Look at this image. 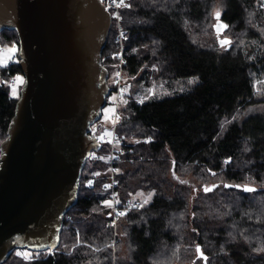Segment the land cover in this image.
<instances>
[{"label": "trees", "instance_id": "trees-1", "mask_svg": "<svg viewBox=\"0 0 264 264\" xmlns=\"http://www.w3.org/2000/svg\"><path fill=\"white\" fill-rule=\"evenodd\" d=\"M262 2L129 0L120 11L126 75L144 79L155 67L156 79L198 77L189 90L131 100L121 110L117 131L132 151L118 162L119 199L139 190L152 196L120 216L114 238L103 204L107 163L88 157L56 249L25 259L16 248L2 264H171L191 261L197 244L208 264H264V95L257 97L253 87V72L264 67ZM217 11L227 24L229 49L217 42ZM116 31L111 19L101 52L108 75ZM8 43L19 50L16 30H0V46ZM18 61L0 65V153L20 96L11 94L10 84L23 75ZM108 151L105 143L93 150ZM94 173L100 175L89 186ZM172 174L191 175L196 183H178ZM210 185L217 187L205 192Z\"/></svg>", "mask_w": 264, "mask_h": 264}, {"label": "water", "instance_id": "water-1", "mask_svg": "<svg viewBox=\"0 0 264 264\" xmlns=\"http://www.w3.org/2000/svg\"><path fill=\"white\" fill-rule=\"evenodd\" d=\"M105 9L101 0H0V30H16L25 78L1 143L0 264L16 248L56 249L81 170L100 148L90 126L109 92L101 64L111 25ZM218 23L227 24H214L221 46L231 38L222 35L227 27L218 33ZM196 258L207 264L201 244Z\"/></svg>", "mask_w": 264, "mask_h": 264}, {"label": "rangeland", "instance_id": "rangeland-1", "mask_svg": "<svg viewBox=\"0 0 264 264\" xmlns=\"http://www.w3.org/2000/svg\"><path fill=\"white\" fill-rule=\"evenodd\" d=\"M262 3H264V0ZM222 35H224V34H222ZM13 47L16 49L15 52L10 51V49ZM115 48H116V50L118 49L117 44H116ZM17 50H18L17 44H13V43L3 44L2 46H0V65L10 64V63H8V60L11 59L13 56H15V61H17L18 60V57L16 55ZM115 54H116V52H115ZM115 59H116V55H115ZM117 67L118 66H117V63L115 61L112 64V70L110 71L109 75H108V71H107L106 82H107V85L109 88V92L106 95V103H105V106L102 108L101 115L95 121V123H96L95 129L97 131L96 134L98 136V141L102 144L104 142H102L99 138L101 137L103 132H109L111 125L113 123L112 121L114 120V113H112V112L105 113L104 109L110 108V107H114V108L116 107L115 103H114V101L116 99L114 101H110V98L116 97L114 90L117 88V86H116V83L114 81L116 78L115 74L117 73ZM152 68H155V67H148V72L146 73V78H144V79L136 78V76H130L129 77L128 75H126V73L123 69L122 79H121L122 86H123V88H125V87L128 88V91L125 94L127 96L131 97L132 100H134L136 97L143 98L145 96H148V98H150L151 96H164V95H172L175 93H181V92H184L186 90L191 89L195 85V83L198 82V77H196V76H191L188 78L174 79V80L156 79L155 76H156L157 71L155 69H152ZM18 76L23 78L22 83H18L16 81L15 78ZM190 80H193L194 82L189 83ZM24 82H25V78H24V75H22V74H17L15 77H13L10 80V84L12 86L11 87V94L13 95V90H15V93H16L15 96H19L21 89L24 85ZM253 87H254V93L257 97H262L264 95V67H262V66H258L257 69L253 72ZM149 89H152L154 91V94L151 96L148 95ZM122 108H123V106L121 107V110H122ZM119 119H121V118H119ZM92 129H93V127H92ZM130 138L133 140H138V139L132 138V136ZM94 152L91 151L88 157H90V158L94 157V156L95 157L96 156L104 157V159L106 160V163H107V156H103L102 154L95 155ZM226 161L228 162V160H226ZM106 172H107V170H106ZM171 177L174 181H176L178 183H182V181H183L182 184L193 185L194 183H196V180L191 175H188L185 177H179V176H177V174H172ZM137 193L142 194V195H138V197L143 202L145 199H148V201H149L151 196H152L151 191L139 190ZM149 193H151L150 198L148 196ZM15 252H16V254L27 252V253H29L28 258L37 254L36 250H30L28 248L27 249L18 248V249H16ZM194 254H195V256L191 261H188V262L187 261L186 262L174 261L171 264H193L192 262L196 258L195 249H194ZM194 264H203L202 259L197 258V260L194 262Z\"/></svg>", "mask_w": 264, "mask_h": 264}, {"label": "built area", "instance_id": "built-area-1", "mask_svg": "<svg viewBox=\"0 0 264 264\" xmlns=\"http://www.w3.org/2000/svg\"><path fill=\"white\" fill-rule=\"evenodd\" d=\"M120 0H115V3H113V0H103V4L107 8V10L110 13V17L115 21L116 25V35H115V41L118 45V49L116 50V63H117V72L120 73L119 77L115 78V81L118 80L116 83L117 88L114 90L116 94V100L115 103V112H114V120H116V117L118 116L121 118V107L130 102L132 99L131 97L127 96L125 93L123 94L122 99L126 100L127 103L121 102V94L120 89L123 88L122 86V72H123V66L125 63V57H124V42L127 39V31L122 25V17H121V9L125 6L117 7L116 5L119 4ZM124 3L129 5V0H124ZM116 14V15H114ZM117 15L119 16V19H117ZM124 33V36H121V33ZM15 61V56H13L11 59L8 60V63H13ZM137 103H140L141 97H136L134 99ZM122 105V106H121ZM120 120V119H119ZM118 121H116L115 124L112 123L111 128L109 132H103V141L105 144L108 145V154H107V178L102 186V192L106 195L105 200H109L113 202L112 207H108L109 209V220L108 224L113 227L114 230V238L118 234L117 232V225L120 216L118 215L119 212H125L130 209H137L140 208L139 206L134 205H144V202L138 197V195H129L125 197L123 200L119 199V192H118V185L119 181L117 178V173L115 171H112V169H118V162L122 159V157L127 154L128 152L132 151V146H130V143L126 142L125 135H121L117 131ZM92 131V130H91ZM110 133L111 135H109ZM91 136H95L98 141V136L95 132L90 133ZM101 135V136H102ZM111 141V142H108ZM119 141V143H117ZM99 142V141H98ZM100 143V142H99ZM101 144V143H100ZM96 175H92L91 181L93 182ZM111 185L110 188L105 189V185ZM119 201V203H116V201ZM111 213V215H110Z\"/></svg>", "mask_w": 264, "mask_h": 264}, {"label": "snow or ice", "instance_id": "snow-or-ice-1", "mask_svg": "<svg viewBox=\"0 0 264 264\" xmlns=\"http://www.w3.org/2000/svg\"><path fill=\"white\" fill-rule=\"evenodd\" d=\"M101 2H103V0H101ZM113 3H115V0H113ZM116 6H117V7H120V6L129 7L130 5L125 4V3H124V0H120L119 4H117ZM262 6H264V3H262ZM105 10L107 11V9H105ZM114 15H116V14H114ZM215 16H216L217 20L219 21L220 12L217 11V12L215 13ZM116 18L119 19V16L117 15ZM215 27H217V31H218V33H219V32H222L223 29H225V28L227 27V25H223V24H219V23H218V25H216ZM121 36H124V33H123V32L121 33ZM218 39H219V37H218ZM219 43L221 44L222 47H226V46H229V45L231 44V41L228 40V39L225 37L224 39H220V40H219ZM10 51L15 52L16 49L13 47V48L10 49ZM114 55H119V54H114ZM115 75H116V77H119V76H120V73L117 72ZM15 79H16V81H17L18 83H22V80H23L22 77H19V76H18V77H16ZM114 82H118V80H117V81H114ZM193 82H194L193 80H190V81H189V83H193ZM127 91H128V88H127V87H125V88H121V89H120L121 102H122V103H127L126 100H123V99H122L123 94L126 93ZM15 94H16V93H15V90H13V95H15ZM153 94H154V91H153L152 89H149V90H148V95L151 96V95H153ZM147 98H148V96H145V97L141 98V100H140L139 102L142 103L143 100H145V99H147ZM115 99H116V97H111V98H110V101H114ZM104 112H105V113H109V112L114 113V112H115V108H114V107L105 108V109H104ZM118 120H119V117L117 116V117H116V120H113V121H112L113 124H115L116 121H118ZM108 134L111 135L110 133H108ZM99 139H100L101 141H103V135H102ZM108 142H111V141H108ZM117 143H119V141H117ZM100 159H104V157H100ZM226 163H227V161H226ZM112 171L118 172L119 169H112ZM94 175H100V173H94ZM92 183H93V182H92L91 180L88 181L89 186H90ZM182 183H183V181H182ZM225 186L227 187L228 185H225ZM104 187H105V189H108V188L111 187V185H110V184H109V185H105ZM215 187H217V185H212L211 187H205V188H204V191H205V192L212 191ZM236 187H240V186H236ZM244 190H246V191H254L255 189H252V188H249V187L245 186V187H244ZM137 195H142V194H141V193H137ZM148 196H149V198H150L151 193H149ZM147 202H148V199H145V200H144V203H147ZM116 203H119V201L117 200ZM103 204H104L105 206L112 207L113 202H112V201H109V200H105V201H103ZM134 206L142 207V205H134ZM110 215H111V213H110ZM118 215H119V216H123V215H125V212H119ZM197 252H200V248H199V246H197ZM17 254H18V255H22V256H24L25 259H27L28 256H29V253H27V252L17 253ZM201 255H202V253H201Z\"/></svg>", "mask_w": 264, "mask_h": 264}, {"label": "flooded vegetation", "instance_id": "flooded-vegetation-1", "mask_svg": "<svg viewBox=\"0 0 264 264\" xmlns=\"http://www.w3.org/2000/svg\"><path fill=\"white\" fill-rule=\"evenodd\" d=\"M93 124H94V125H93ZM92 127H93V129H94V132L96 133L97 131H96V129H95V121L91 124V126H90V130H93Z\"/></svg>", "mask_w": 264, "mask_h": 264}]
</instances>
